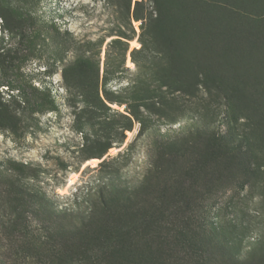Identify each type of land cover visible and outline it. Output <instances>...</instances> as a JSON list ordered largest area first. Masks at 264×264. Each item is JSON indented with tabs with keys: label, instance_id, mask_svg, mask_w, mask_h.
<instances>
[{
	"label": "trees",
	"instance_id": "trees-1",
	"mask_svg": "<svg viewBox=\"0 0 264 264\" xmlns=\"http://www.w3.org/2000/svg\"><path fill=\"white\" fill-rule=\"evenodd\" d=\"M145 1L152 4L150 11ZM2 18V30L10 32ZM132 18L141 21L140 47L130 52L136 71L120 93L106 88L115 72L107 63L101 79L98 66L84 56L61 71L64 86L81 96L86 124L100 118L95 124L106 131L104 137L86 138L85 160L102 159L112 148L111 134L122 144L134 122L140 125L139 136L147 132L149 121L139 108L150 113L147 102L153 99L161 105V87L169 95L177 91L195 97L203 91V113H197L188 133L155 141L137 186L121 187L108 177L88 192L83 213L54 209L36 189L19 184L26 166L8 162L0 170V228L16 240L14 255L26 258L35 250L40 264H264V220L253 227L258 233L243 258L235 240L218 239L222 225L210 223L220 195L254 185L262 166L253 154L264 147V0H140ZM113 42L124 44L122 66L128 46ZM39 99L0 94V130L17 133L21 105L55 109L49 91ZM107 105H124L126 114L105 116L111 112ZM220 106L227 126L223 134L206 117L209 110L215 116ZM238 115L246 123L235 135ZM262 180L257 214L263 219ZM32 219L40 224V237L30 232ZM15 236L24 242L20 245Z\"/></svg>",
	"mask_w": 264,
	"mask_h": 264
},
{
	"label": "rangeland",
	"instance_id": "rangeland-1",
	"mask_svg": "<svg viewBox=\"0 0 264 264\" xmlns=\"http://www.w3.org/2000/svg\"><path fill=\"white\" fill-rule=\"evenodd\" d=\"M136 1L140 0H0V94L4 97L23 95L31 102L40 101L41 95L49 91L55 103L53 110L23 109L21 105L17 110L20 119L17 133L0 130V170L8 162L25 165L26 169L18 176L19 184L36 189L57 211L83 213L88 192L108 177L121 187L137 186L148 169L155 141L172 140L188 133L194 129L197 113H203V91L195 97L177 91L169 95L167 89L161 87L164 93L161 105L153 99L147 102L150 113L139 108L149 121L147 132L139 136L140 125L134 122L131 131L125 132L122 144L118 143V135L111 134L112 148L102 159L85 160L86 138L104 137L105 130L95 124L100 118L90 126L86 124L88 115L82 113L81 96L78 91H69L64 86L61 71L77 56H84L98 66L100 79L106 63L114 68V76L106 86L108 90L120 93L129 85L136 71L130 52L140 47L141 21L132 18ZM145 4L150 11L152 4L146 1ZM2 16L10 32L2 30ZM114 40L128 46L122 66L124 44L114 43ZM152 83L153 88L157 86ZM98 93L101 96L100 89ZM107 106L111 112L105 116L111 117L112 111L126 114L124 105ZM158 108L162 109V114ZM215 112L214 116L209 110L206 117L212 120L211 128L223 134L227 131L223 123L225 108L220 106ZM237 117L240 119L234 125L235 135H239L246 123L241 115ZM256 119L257 116L253 122ZM255 144L259 147V143ZM256 149L255 153L252 149L253 155L262 165L258 180L243 192L227 190L220 195L210 220L213 226L221 224L223 227L219 240H235L239 258L246 255L248 243L257 236L253 227L264 220L257 214L263 192L264 147ZM102 161L107 165L100 167ZM3 188L0 180V194ZM2 200L0 196V203ZM30 232L40 237L38 221L31 220ZM7 237L0 228V264L43 262L35 250H30L26 258L16 257V240L12 242ZM17 239L20 245L24 242L22 238Z\"/></svg>",
	"mask_w": 264,
	"mask_h": 264
}]
</instances>
